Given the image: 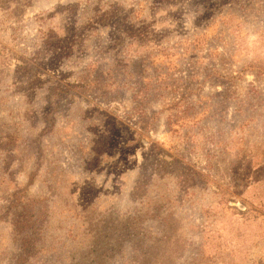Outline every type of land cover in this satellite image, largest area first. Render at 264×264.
I'll list each match as a JSON object with an SVG mask.
<instances>
[{"label":"rangeland","instance_id":"1","mask_svg":"<svg viewBox=\"0 0 264 264\" xmlns=\"http://www.w3.org/2000/svg\"><path fill=\"white\" fill-rule=\"evenodd\" d=\"M0 264H264V0H0Z\"/></svg>","mask_w":264,"mask_h":264}]
</instances>
